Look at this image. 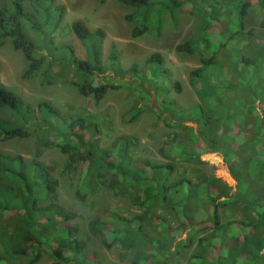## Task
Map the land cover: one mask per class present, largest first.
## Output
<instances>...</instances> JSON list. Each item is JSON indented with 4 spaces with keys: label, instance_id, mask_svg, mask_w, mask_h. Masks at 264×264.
<instances>
[{
    "label": "trees",
    "instance_id": "obj_1",
    "mask_svg": "<svg viewBox=\"0 0 264 264\" xmlns=\"http://www.w3.org/2000/svg\"><path fill=\"white\" fill-rule=\"evenodd\" d=\"M24 1L7 0L0 6V47L9 42L14 51L22 54L27 62L23 75L25 78L37 77L41 85H53L62 77L73 85L81 96L92 97L95 104H98L109 91V86L103 83L106 79L98 77L103 71L99 65L98 54L104 32L101 29L90 31L82 21L76 20L71 23L70 31L79 41L87 44L89 48L92 47L90 59L80 60L74 49L68 45L62 46L61 56H55L59 49L53 45L52 34L62 24L66 12L64 5L56 0H26L32 9L28 12L24 8ZM105 1L100 0L101 3ZM112 1L134 9L133 14L125 17L127 21L134 22L132 37H139L150 31L161 33L164 15H168L172 24L177 26L179 14L189 2ZM257 2L264 14V0ZM238 5L239 29L244 31L245 17L251 1L244 0ZM211 19V22L204 21L203 25L198 27V37L175 47L177 53H198L199 57V66L188 72V81L202 101L201 105L196 106L199 112L203 111L199 119L201 137L183 142L185 146H190L194 139L198 142L202 140L209 153H214L220 150L217 147L218 136L226 134L230 141V154L232 155V150L238 152L231 162L226 158L232 174L235 175L233 166L242 163L238 157L239 153L242 148L250 145L249 142L259 133V145L253 153V167L247 170L248 185L239 186L233 196H230L231 188L219 178L209 176L194 181L187 178L184 169L175 163L151 165L144 162L143 167L134 166V170L130 169L131 161L126 150L119 158L124 154L126 160L123 161L127 166L120 167L121 164L118 166L109 160L108 151L98 148L96 135L99 129L96 123L92 124L90 129L84 127L79 119L68 124L67 118L49 102H40L34 109L0 84V108L8 110L14 117L10 122L0 117V140H23L35 133L40 148L54 144L63 149L73 148L80 152L78 155L86 163L87 172L92 173L91 184L101 180V175L95 179L93 174L94 170L99 169L113 173L117 177L114 181L117 186L121 181L129 179L134 182V188L142 191L144 199L139 205L143 207V211L140 214L130 219L111 214L109 221L92 222L93 227L106 235L107 239L120 240L131 248L140 250L134 264L147 261H151L149 264H181V257L195 244L213 253L211 260H208L206 254L191 253L188 264H264V259H261L264 257L260 255L264 248V239L258 235V232H264V65H259L257 61L244 55L236 56L227 65L223 64L219 59V52L225 45H218L216 49L211 50L205 38V33L211 26L219 22L215 15H212ZM258 26L264 27V17L258 20ZM251 32L252 29L247 34L251 35ZM43 49L46 54L41 53ZM66 50L71 54H66ZM146 64L147 71L149 65H159L156 71H151L150 76L144 75L154 78L152 83L167 78L168 72L162 67L161 55H150ZM247 66H253L252 77L246 72ZM130 72L139 74L135 67H131L128 73ZM232 75L235 76L234 79ZM178 87L179 84L176 83L177 90ZM223 93L230 97L224 99ZM256 100L259 102L263 118L255 115L251 131L247 128L245 132L233 114L250 110L255 112ZM35 112L41 115L40 120L35 116ZM138 112H134L132 120ZM49 129L61 136V143L49 142L48 138L42 136V133ZM221 131L225 134H221ZM242 132L254 133V138L247 143H241L244 140ZM37 150L35 158L29 163L20 155L0 153V264H35L40 258L41 250H45L54 260L52 264L66 263L70 258L74 264H82L83 247L77 242H65L70 235L68 228L55 227L59 220L69 218L68 213L53 203L46 207L35 206L37 201L53 199L57 187V181L51 176V172L37 161L41 154V150ZM196 159L198 160V157ZM244 162L246 166L249 164L247 158ZM235 177L238 178L237 175ZM75 194L81 201H85V194L79 190H76ZM221 197L226 200L218 201ZM233 204L242 206L240 212L244 220L222 223L218 208L225 211ZM156 205L175 212V226L166 218L155 214L153 206ZM204 224L209 226H203ZM150 228L162 231V237L152 236L148 232ZM186 230V239L174 244V239L181 237ZM207 230L209 233L205 234ZM200 232L202 234L195 243L194 238ZM120 236L122 237L119 239ZM197 260L199 262H196Z\"/></svg>",
    "mask_w": 264,
    "mask_h": 264
},
{
    "label": "rangeland",
    "instance_id": "obj_2",
    "mask_svg": "<svg viewBox=\"0 0 264 264\" xmlns=\"http://www.w3.org/2000/svg\"><path fill=\"white\" fill-rule=\"evenodd\" d=\"M6 1L0 0V6ZM56 1L64 5L66 12L59 29L52 34L53 45L59 49L55 56H61L62 46L68 45L74 49L80 60L90 59L92 47L89 48L87 44L79 41L70 31L71 23L76 20L82 21L90 31L101 29L104 32L98 54L99 65L103 71L98 77L106 79L103 83L109 86L105 97L95 104L92 97L81 96L76 88L62 77L53 85H41L37 77L25 78L23 75L27 69V62L20 52L13 50L9 42L0 47V84L17 94L34 109L40 102H49L67 118L68 124L79 119L88 129L96 123L99 129L96 135L98 148L108 151L109 160L118 166L121 164L120 167L127 166L123 161L126 160L124 154L119 158L126 150L131 161L130 169L133 170L134 166L143 167L144 162L151 165L175 163L184 169L187 178L194 181L209 176L219 178L231 188L230 196L234 195L239 186L248 185L247 170L253 167V153L259 145V143L257 145L259 133H256V138L252 140L254 133L242 132L245 141L241 143H247L249 140L252 142L239 153L238 157L242 163L233 166L238 180L228 164L234 160L233 157H237L238 152L232 150V155L230 154L228 149L230 141L225 132L221 131L225 136H218L217 147L220 149L218 152L209 153L202 140L198 142L194 139L193 144L190 142V146H185L184 142L188 139L201 137L199 119L203 111L199 112L196 106L201 105L202 101L188 81V72L199 66V57L198 53L192 55L177 53L175 47L198 37V27L203 25L204 21L211 22L212 15H215L219 22L211 26L205 33V38L211 50L216 49L218 45H225L224 48H220V61L227 65L236 56L244 55L257 61L259 65H264V27L258 26V20L263 19L264 14L260 11L257 0H250L251 6L245 17L244 31H240L238 19V4L244 0H187L189 2L180 12L177 26L172 24L168 15H164L161 33L150 31L139 37H132L134 22L125 19L127 15L134 13L131 7L112 0L103 3L100 0ZM23 4L26 11L31 12L32 9L26 0ZM250 29L253 32L248 35ZM230 37L234 38L229 39ZM41 53L46 54V51L43 49ZM66 54L71 53L66 50ZM152 54L161 55L162 67L168 72L167 78L160 79L155 84L152 83L154 78L144 76L145 74L150 76L152 70L156 71L159 68L158 64H152L147 71L146 63ZM131 67H135L139 74L128 73ZM246 70L250 77L254 75L253 66H247ZM232 78L235 76L232 75ZM176 83L179 84V90ZM222 97L225 99L230 95L223 93ZM258 103V100L254 103L255 112L250 110L233 114L245 132L247 128L251 131L255 115L263 118ZM137 111L138 114L132 120ZM35 116L41 119L39 113L35 112ZM0 117L9 122L14 120L12 114L4 108H0ZM42 136L48 138L49 142L61 143L59 141L61 136L50 129L42 133ZM87 137L89 138V134ZM37 144L35 133L23 140H0L1 154L20 155L27 163L35 158L38 148L41 150L37 161L51 172V176L57 181V187L53 199L37 201L35 206L46 207L53 203L68 213L69 218L59 220L55 227L68 228L70 235L65 242H77L83 247L82 264H134L140 250L131 248L120 240L107 239L106 235L93 227L92 222L109 221L111 214H118L127 219L140 214L143 211V207L139 205L144 199L142 191L134 188V182L129 179L121 181L117 186L114 184L117 177L113 173L99 169L94 170L93 174L95 179L101 175L102 181L98 179L91 184L92 173L87 172L86 163L81 160L78 155L80 152L76 149H63L54 144L40 148ZM226 158H229L228 162ZM246 158L249 162L247 166L244 162ZM245 179L247 181H244ZM76 190L85 194V201L77 198ZM224 200L225 197L218 199ZM159 205L153 206L155 214L166 218L175 226L177 222L175 212ZM241 207L233 204L225 211L218 208L220 221L224 223L244 220L240 212ZM149 230L152 236L162 237V231L151 228ZM187 233L188 230L184 231L181 237L174 239V244L185 240ZM204 233L208 234L209 231ZM201 234L200 232L195 236V243ZM258 235L264 239L263 231L258 232ZM191 253L206 254L208 260H211L213 254L207 248H199L195 244L181 257V264H188ZM260 255L264 257V248ZM53 262L47 252L41 250L40 258L35 264ZM58 264L74 263L70 258L68 262Z\"/></svg>",
    "mask_w": 264,
    "mask_h": 264
}]
</instances>
